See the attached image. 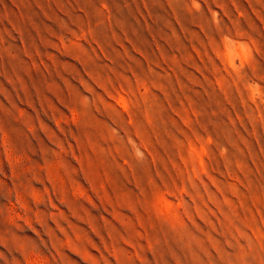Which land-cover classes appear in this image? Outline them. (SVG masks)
I'll list each match as a JSON object with an SVG mask.
<instances>
[{
    "label": "rangeland",
    "instance_id": "374dc122",
    "mask_svg": "<svg viewBox=\"0 0 264 264\" xmlns=\"http://www.w3.org/2000/svg\"><path fill=\"white\" fill-rule=\"evenodd\" d=\"M0 264H264V0H0Z\"/></svg>",
    "mask_w": 264,
    "mask_h": 264
}]
</instances>
